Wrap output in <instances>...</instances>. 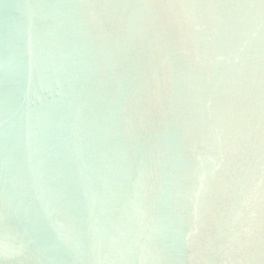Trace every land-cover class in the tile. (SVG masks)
<instances>
[{
  "label": "water",
  "instance_id": "water-1",
  "mask_svg": "<svg viewBox=\"0 0 264 264\" xmlns=\"http://www.w3.org/2000/svg\"><path fill=\"white\" fill-rule=\"evenodd\" d=\"M0 264H264V0H0Z\"/></svg>",
  "mask_w": 264,
  "mask_h": 264
}]
</instances>
